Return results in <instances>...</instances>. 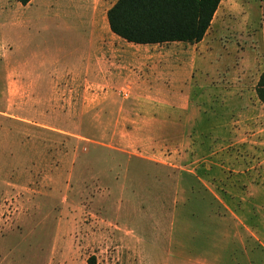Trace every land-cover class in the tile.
<instances>
[{
    "label": "rangeland",
    "instance_id": "obj_1",
    "mask_svg": "<svg viewBox=\"0 0 264 264\" xmlns=\"http://www.w3.org/2000/svg\"><path fill=\"white\" fill-rule=\"evenodd\" d=\"M115 1L0 0V264H96L134 245L175 264V245L230 243L260 245L264 264V0H223L202 41L171 48L178 78L194 71L196 125L149 92L157 62L138 53L162 48L113 33ZM67 51H87L79 70L52 65Z\"/></svg>",
    "mask_w": 264,
    "mask_h": 264
},
{
    "label": "crops",
    "instance_id": "obj_2",
    "mask_svg": "<svg viewBox=\"0 0 264 264\" xmlns=\"http://www.w3.org/2000/svg\"><path fill=\"white\" fill-rule=\"evenodd\" d=\"M223 1V0H222ZM221 1V2H222ZM31 2V1H30ZM95 28V27H94ZM96 28L93 29V34L95 33ZM92 32V31H91ZM92 44L96 43V40H93ZM123 39V38H122ZM125 40V39H124ZM126 41V40H125ZM128 44L142 46L143 48H156L160 46L162 50L157 53H138V59H144L146 61L151 60L152 62H157V69L155 71H151L152 73H157L161 80H158L159 77H156V85L154 87H149V92L152 93L153 97L158 98V103L164 104L166 107H179L181 109L188 110L189 118L188 122L190 125H196L200 122V110L197 105L192 103V100L189 98L187 93L192 92V85H193V77L194 71L190 70L189 73L185 76V78H178L181 74L177 69V66L180 64L181 55L180 52H172L171 48L174 47L175 43H182V41H171V42H164V43H156V44H138L127 41ZM178 45V44H176ZM85 51L84 53H77L74 52L68 53L64 57L60 55L51 56L50 61L52 65H56L59 62L60 70L71 68L73 70H79L85 63ZM48 57V56H47ZM95 64V62H94ZM172 75L176 76V79L172 78ZM207 72L205 73V78H208ZM172 78L171 80H169ZM206 83V92L209 96V92H212V81H205ZM142 85V84H140ZM158 86V87H156ZM131 87V86H130ZM208 88V89H207ZM213 93V92H212ZM154 101V100H153ZM208 107L206 105V109L211 108V103L213 98L208 97ZM190 138V145L192 146L195 144V139L191 136ZM198 165L195 166V169L192 170V174L196 176L195 179L200 181V183H204V185L208 186L206 181L202 178L201 175L198 174ZM256 168L255 165L252 167H248L247 170L252 169V177L251 182H255L256 180H260V172L259 170H254ZM225 171L222 170L221 173L226 175L227 179L228 176L232 173L230 167H224ZM233 171H238L234 170ZM245 172L244 170H242ZM239 172V171H238ZM257 173V174H255ZM249 178V177H248ZM197 180L195 183H197ZM223 180V179H222ZM250 181V180H249ZM259 188V187H258ZM254 193V192H253ZM260 195V192H257ZM231 217V216H226ZM207 218V217H206ZM238 219V216H237ZM208 220V219H207ZM206 220V222H207ZM242 225V224H241ZM241 228L237 229V234L240 237H243L245 231L243 230V225ZM197 228V226H195ZM195 231V230H194ZM254 233V232H253ZM255 235V234H254ZM236 235L232 234L231 232H225V239L231 240L232 237ZM230 243V241H229ZM176 252L182 253L185 255H179L176 259L175 264H260V245L256 244H242L240 248L236 246H232L231 243L225 246H201V247H193L187 245H175L172 247ZM111 249L107 251L106 248L102 247L101 250L96 252V264H147L144 261L143 255L144 249L141 245H134V246H126V247H109ZM240 249V251H239ZM124 253V255H119L120 253ZM105 253H109L108 256ZM242 255H237V254ZM122 259V260H121ZM123 261L124 263H120ZM46 264H79L75 261H48Z\"/></svg>",
    "mask_w": 264,
    "mask_h": 264
},
{
    "label": "trees",
    "instance_id": "obj_3",
    "mask_svg": "<svg viewBox=\"0 0 264 264\" xmlns=\"http://www.w3.org/2000/svg\"><path fill=\"white\" fill-rule=\"evenodd\" d=\"M22 5L31 0H16ZM222 0H116L107 10L110 30L126 41L197 43L204 39ZM256 91L264 101V74ZM90 264H95L92 260Z\"/></svg>",
    "mask_w": 264,
    "mask_h": 264
},
{
    "label": "clouds",
    "instance_id": "obj_4",
    "mask_svg": "<svg viewBox=\"0 0 264 264\" xmlns=\"http://www.w3.org/2000/svg\"><path fill=\"white\" fill-rule=\"evenodd\" d=\"M237 7H239V6L237 5Z\"/></svg>",
    "mask_w": 264,
    "mask_h": 264
}]
</instances>
